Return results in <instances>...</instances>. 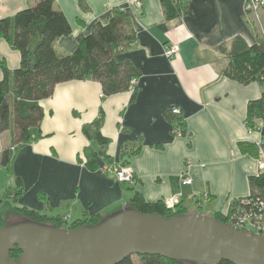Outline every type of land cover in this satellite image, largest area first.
Returning <instances> with one entry per match:
<instances>
[{
    "label": "crops",
    "instance_id": "crops-1",
    "mask_svg": "<svg viewBox=\"0 0 264 264\" xmlns=\"http://www.w3.org/2000/svg\"><path fill=\"white\" fill-rule=\"evenodd\" d=\"M35 2L0 0V18ZM187 2L185 14L167 19L161 0H143L138 11L128 0H86L85 7L78 0H55L72 27L55 43L64 52L74 51L78 37L90 33L96 22H107L115 8L124 10L136 39L117 47L114 57L130 61L140 74L134 89L107 97L91 78L58 83L51 96L40 100L44 115L39 127L31 128V139L18 147L9 166L2 164V195L19 177L18 206L62 217L70 225L109 215L135 193L146 202L179 195V209L207 215L228 214L233 200L251 194L250 178L264 171V139L245 118L248 102L261 97L264 85L243 84L225 70L233 39L240 36L253 44L259 27L251 22L245 0ZM261 17L264 24V9ZM173 43L180 50L172 60L165 48ZM0 58L10 69L21 63L20 51L2 37ZM176 107L180 112L173 114ZM101 110L100 130L110 139L105 147L83 133ZM179 120L184 133L173 131ZM3 135L2 152L13 144L12 127ZM243 144L258 145V154L243 150ZM87 147L103 151L96 158L98 168L86 165ZM127 156L135 182H118L99 168L122 164ZM183 173L191 184L182 183Z\"/></svg>",
    "mask_w": 264,
    "mask_h": 264
},
{
    "label": "trees",
    "instance_id": "trees-1",
    "mask_svg": "<svg viewBox=\"0 0 264 264\" xmlns=\"http://www.w3.org/2000/svg\"><path fill=\"white\" fill-rule=\"evenodd\" d=\"M82 7L86 0H78ZM167 19L178 18L185 14L187 0H161ZM72 32L66 14L55 7V0H36L35 4L17 11L13 16L0 18V37L7 40L21 53V63L10 69L5 60L0 58L3 77L0 80V134L12 127V147L2 152V164H11L14 152L20 145L31 139V128L39 127L44 112L40 100L51 96L58 83L69 80L91 78L101 83L103 97L129 90L133 78L139 70L130 62H119L114 54L117 47H126L136 39L135 30L129 25L126 12L115 8L108 21H98L88 34L78 37L74 51L64 52L56 47V40ZM229 62L226 74L243 83L259 81L264 85V36L258 35L253 44H248L242 37L233 39L228 50ZM174 120V119H173ZM103 121L102 110L90 124L83 126V133L90 140H95L105 147L110 139L103 135L100 127ZM245 123L249 129H258L264 139V91L261 97L251 99L247 104ZM175 125V124H174ZM181 133L185 132L181 120L176 125ZM258 154V145L243 144ZM12 148V149H11ZM138 149L134 150L136 152ZM86 165L90 169L98 168L97 156L103 151L91 147L84 150ZM129 156V155H128ZM122 163L127 165L128 157ZM251 194L247 198L264 200V171L250 178ZM23 189L21 178L8 186L0 198V226L7 224L11 213L25 218L50 223L59 227H76L83 224H96L104 216L98 214L87 220L75 221L65 225L62 217H49L16 204ZM126 206L142 212L158 213L164 217L188 211L179 209V204L168 208L163 200L146 202L140 193H135ZM231 210V208H230ZM216 219L229 222V213H216ZM21 251L16 248L11 257L18 259ZM190 264L172 260L160 254L132 255L116 264ZM219 264H232L223 260Z\"/></svg>",
    "mask_w": 264,
    "mask_h": 264
},
{
    "label": "water",
    "instance_id": "water-1",
    "mask_svg": "<svg viewBox=\"0 0 264 264\" xmlns=\"http://www.w3.org/2000/svg\"><path fill=\"white\" fill-rule=\"evenodd\" d=\"M152 254L190 264H264V234L200 212L164 217L126 205L96 224L66 228L25 218L0 226V264H116Z\"/></svg>",
    "mask_w": 264,
    "mask_h": 264
},
{
    "label": "built area",
    "instance_id": "built-area-1",
    "mask_svg": "<svg viewBox=\"0 0 264 264\" xmlns=\"http://www.w3.org/2000/svg\"><path fill=\"white\" fill-rule=\"evenodd\" d=\"M128 1L137 11L141 10L143 0ZM245 9L251 22L259 27L260 35L264 36V24L261 17V11L264 9V0H245ZM179 50L180 47L178 43L167 45L165 48V55L173 60L179 56ZM136 82L137 79L133 78L130 89H134ZM171 112L177 114L180 111L179 108L176 107L171 109ZM173 131L180 132V129L176 125H173ZM260 161L264 164V154L261 155L260 153ZM99 168L103 171L112 173L118 182H135L134 172L128 165L105 164ZM181 179L183 184H191L193 181L186 173L181 175ZM164 202L168 208H174L180 202L179 195L166 197ZM198 204H200L199 201ZM229 222L239 228L249 229L256 233L264 234V200L259 197L233 200L231 202V210L229 211Z\"/></svg>",
    "mask_w": 264,
    "mask_h": 264
},
{
    "label": "rangeland",
    "instance_id": "rangeland-1",
    "mask_svg": "<svg viewBox=\"0 0 264 264\" xmlns=\"http://www.w3.org/2000/svg\"><path fill=\"white\" fill-rule=\"evenodd\" d=\"M5 139V135H3V136H1L0 137V144H1V142H3V141H5L4 140ZM11 147L13 148V146L11 145ZM11 148V149H12ZM4 177H6V173L4 172V168H3V166H2V151L0 150V198H1V196H3L2 195V187L1 186H4V184H5V182H4ZM195 212H199V211H197V210H195ZM203 213V212H202ZM204 214V213H203ZM23 219H25V217L23 216V215H21V214H17V213H11L9 216H8V221H7V223L8 224H14V223H17V222H19V221H21V220H23ZM133 257H135V256H133ZM135 259V261H136V264H139V262H138V258H134ZM177 264H180V263H177Z\"/></svg>",
    "mask_w": 264,
    "mask_h": 264
}]
</instances>
